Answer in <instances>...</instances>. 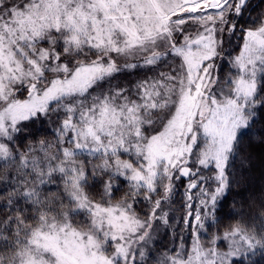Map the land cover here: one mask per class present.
<instances>
[{
  "label": "snow or ice",
  "instance_id": "obj_1",
  "mask_svg": "<svg viewBox=\"0 0 264 264\" xmlns=\"http://www.w3.org/2000/svg\"><path fill=\"white\" fill-rule=\"evenodd\" d=\"M257 151L264 0H0V264H264Z\"/></svg>",
  "mask_w": 264,
  "mask_h": 264
},
{
  "label": "trees",
  "instance_id": "obj_2",
  "mask_svg": "<svg viewBox=\"0 0 264 264\" xmlns=\"http://www.w3.org/2000/svg\"><path fill=\"white\" fill-rule=\"evenodd\" d=\"M242 39L233 37L232 38V45L231 47L235 48V53L239 52V45L242 44ZM227 67L222 70L221 75L227 72ZM144 73H138L137 76H142ZM137 76L131 77L132 80H135ZM37 128L40 129V135L37 136V140L43 138L45 131H47V139H55V133L52 131L50 125L45 122L43 125H36ZM248 187L243 190L244 196L246 198L255 197V203L253 208L255 209L260 203L261 193H264V154L260 153L259 151L255 154V159L253 161L252 168L246 173ZM235 191V189H234ZM229 221L224 220L223 224L220 227V231L222 233L223 228L228 225ZM215 230V229H214ZM224 247L223 245H221Z\"/></svg>",
  "mask_w": 264,
  "mask_h": 264
},
{
  "label": "rangeland",
  "instance_id": "obj_3",
  "mask_svg": "<svg viewBox=\"0 0 264 264\" xmlns=\"http://www.w3.org/2000/svg\"><path fill=\"white\" fill-rule=\"evenodd\" d=\"M235 54H238V53H235ZM148 75H151V73H148ZM25 96H26V92L23 93L20 98H24ZM49 140L54 141L55 139H49ZM181 191H183V189H181ZM174 207L178 208L179 202L176 205H174ZM180 215H181V212H179V211L174 212V216L179 217ZM213 231H215V230L213 229ZM205 240H206V238H205ZM179 243H180V241H179L178 237L173 241V236H172L171 232H169V234L164 236L162 239V244L167 246L168 248L178 246ZM190 244H191V237L186 235V246H188ZM223 246L226 247V245H223ZM161 250L163 251V249H161Z\"/></svg>",
  "mask_w": 264,
  "mask_h": 264
}]
</instances>
